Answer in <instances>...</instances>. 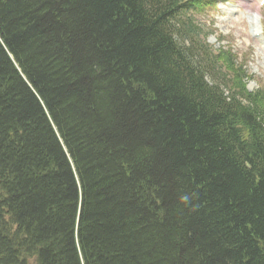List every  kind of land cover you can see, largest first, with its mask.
Masks as SVG:
<instances>
[{
    "label": "trees",
    "instance_id": "16d2710c",
    "mask_svg": "<svg viewBox=\"0 0 264 264\" xmlns=\"http://www.w3.org/2000/svg\"><path fill=\"white\" fill-rule=\"evenodd\" d=\"M218 0H0V264H264V89Z\"/></svg>",
    "mask_w": 264,
    "mask_h": 264
},
{
    "label": "rangeland",
    "instance_id": "374dc122",
    "mask_svg": "<svg viewBox=\"0 0 264 264\" xmlns=\"http://www.w3.org/2000/svg\"><path fill=\"white\" fill-rule=\"evenodd\" d=\"M260 0H221L217 7L203 8L197 14L208 41L216 48L231 47L239 60L247 62L253 91L264 86V6L261 10L260 38L255 36L252 15Z\"/></svg>",
    "mask_w": 264,
    "mask_h": 264
}]
</instances>
